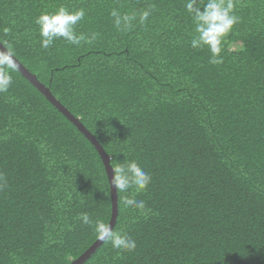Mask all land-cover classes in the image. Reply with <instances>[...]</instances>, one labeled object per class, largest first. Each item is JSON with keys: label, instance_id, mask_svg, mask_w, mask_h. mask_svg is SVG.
Segmentation results:
<instances>
[{"label": "trees", "instance_id": "1", "mask_svg": "<svg viewBox=\"0 0 264 264\" xmlns=\"http://www.w3.org/2000/svg\"><path fill=\"white\" fill-rule=\"evenodd\" d=\"M187 0H0V43L80 118L114 166L152 177L81 264H264V0H235L223 63L192 48ZM206 0H198L202 6ZM83 8L92 44H39L35 18ZM148 21L117 30L110 12ZM0 93V264H72L96 242L87 213L109 224L110 184L95 146L16 68Z\"/></svg>", "mask_w": 264, "mask_h": 264}, {"label": "clouds", "instance_id": "2", "mask_svg": "<svg viewBox=\"0 0 264 264\" xmlns=\"http://www.w3.org/2000/svg\"><path fill=\"white\" fill-rule=\"evenodd\" d=\"M235 0H206L202 6H198V0H187L186 12L194 25V36L191 47L206 48L210 53L209 63H223L224 39L231 33L239 22L235 13ZM151 15V7L138 13H120L117 9L110 12L113 25L117 30H129L136 21L144 25ZM86 17L83 8L70 10L65 6H59L54 11L42 12L35 18L38 29L39 44L43 49L50 48L57 40H64L68 45L81 46L92 44L99 38V33H77V25ZM17 62L11 49H0V93H6L13 84L11 72L16 70ZM111 179L108 176L111 190L114 187L116 193L122 195V203L125 209L138 211L146 216L151 209L146 202L137 199L140 193L145 192L152 182V177L135 159L123 157L122 160L111 167ZM78 219L85 225H91L99 241L110 243L118 252H131L136 248V242L124 231H114L105 222L97 219L93 222L87 213H80Z\"/></svg>", "mask_w": 264, "mask_h": 264}, {"label": "water", "instance_id": "3", "mask_svg": "<svg viewBox=\"0 0 264 264\" xmlns=\"http://www.w3.org/2000/svg\"><path fill=\"white\" fill-rule=\"evenodd\" d=\"M0 49H7L5 46H3L0 43ZM16 62H17V70L25 77L27 78L36 88H38L42 94L55 106L57 109H59L73 124L80 130L82 134L85 135V137L95 146L97 151L99 152L102 161L105 166L106 170V177L109 176L111 179L112 176V169L110 165V157L109 155L105 152L104 148L102 145L99 143V141L96 139V137L85 127V125L81 122L80 118L75 116L73 112L67 107H65L59 100L54 98L51 94L50 88L45 86L43 83H41L37 77L30 72L15 56H14ZM110 192H111V200H112V216L111 220L108 225H110L112 228L115 224L116 217H117V193L115 188L113 187L111 190L110 186ZM100 242L97 240L96 242L92 243V245L77 259L75 260L72 264H81L84 260H86L95 250V248L100 245Z\"/></svg>", "mask_w": 264, "mask_h": 264}]
</instances>
